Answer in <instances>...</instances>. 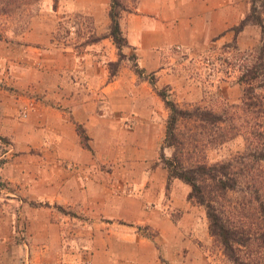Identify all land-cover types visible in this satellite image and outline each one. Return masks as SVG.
<instances>
[{
  "label": "rangeland",
  "instance_id": "1",
  "mask_svg": "<svg viewBox=\"0 0 264 264\" xmlns=\"http://www.w3.org/2000/svg\"><path fill=\"white\" fill-rule=\"evenodd\" d=\"M78 1L79 9L68 10L66 0H0V264H232L210 233L205 207L188 200L191 187L177 178L168 184L162 157L174 148L165 144L170 111L159 92L228 120L222 129L181 122L188 162L242 152V135L206 141L232 136L239 76L261 43L260 26L248 24L241 40L233 29L230 39L145 53L117 47L111 0L96 16L92 0ZM254 2L263 16L264 0ZM246 5L247 15L253 0ZM76 107L78 115L87 110V122L73 118ZM45 108L66 111L86 156L68 142L57 156L52 118H40ZM84 183L93 206L53 201L55 186ZM146 186L155 187L145 194ZM100 195L124 203L105 207Z\"/></svg>",
  "mask_w": 264,
  "mask_h": 264
},
{
  "label": "trees",
  "instance_id": "2",
  "mask_svg": "<svg viewBox=\"0 0 264 264\" xmlns=\"http://www.w3.org/2000/svg\"><path fill=\"white\" fill-rule=\"evenodd\" d=\"M124 10L128 8L120 0H111L110 35L119 49L128 45L120 24ZM257 13L253 0L250 13L233 28L237 34L246 25L257 24L263 38L250 53V62L243 66L239 76L243 92L241 103L232 105V136L227 132L206 141L222 143L242 135L245 141L242 152L214 163L188 162L189 148L180 129L181 122L191 120L203 127L222 129L228 120L223 113L199 104L181 107L168 93L159 92L170 111L165 144L174 148L171 157L164 154L162 157L168 184L177 178L191 187L188 200L205 207L210 233L220 240L232 264H264V18ZM232 195L235 200L228 204Z\"/></svg>",
  "mask_w": 264,
  "mask_h": 264
},
{
  "label": "crops",
  "instance_id": "3",
  "mask_svg": "<svg viewBox=\"0 0 264 264\" xmlns=\"http://www.w3.org/2000/svg\"><path fill=\"white\" fill-rule=\"evenodd\" d=\"M108 1L92 0L91 8L87 4L84 8L88 10L89 7L93 15L96 16L98 14L96 8L98 11L102 10L101 4L107 11ZM65 4L68 10L80 8L78 0H66ZM126 7L128 10H124L120 18L121 28L128 44L138 51L143 49L145 53H150L152 48L171 46L177 43L193 46L200 41L230 39L235 36V34L232 35L234 26L241 22L248 11L246 0H128ZM252 27V25H246L238 35V40H241ZM82 105L85 107L87 104L83 103ZM70 110L75 120L80 122V119H83L87 122V110L79 115L77 107ZM50 117L55 126V137L59 146L57 156L63 155L60 149L66 142L77 144L78 153L86 156L85 150L79 146V136L73 124L68 120L66 111L45 108L40 118L43 123H51ZM9 122L11 125L13 119ZM69 157L72 158V155L69 154ZM75 159H81V156H77ZM166 175L168 179V172ZM146 187L145 194L148 189L155 186ZM107 190L104 186V191ZM188 191V188H185L184 193L187 194ZM92 193V186H86L85 183L82 186H55L52 199L58 204L72 206L77 205V202L80 201L78 199H83L81 200L82 204L87 207L93 206ZM100 201L102 206L106 207L111 204L116 208L124 203L119 198H108L103 195H100ZM117 214H119V209H117ZM58 221H61L60 218Z\"/></svg>",
  "mask_w": 264,
  "mask_h": 264
}]
</instances>
